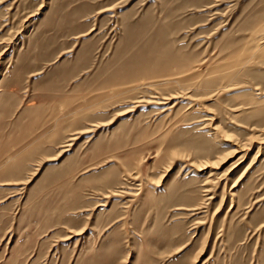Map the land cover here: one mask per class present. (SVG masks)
Masks as SVG:
<instances>
[{"label": "rangeland", "instance_id": "374dc122", "mask_svg": "<svg viewBox=\"0 0 264 264\" xmlns=\"http://www.w3.org/2000/svg\"><path fill=\"white\" fill-rule=\"evenodd\" d=\"M0 264H264V0H0Z\"/></svg>", "mask_w": 264, "mask_h": 264}, {"label": "bare ground", "instance_id": "6f19581e", "mask_svg": "<svg viewBox=\"0 0 264 264\" xmlns=\"http://www.w3.org/2000/svg\"><path fill=\"white\" fill-rule=\"evenodd\" d=\"M166 100H167V99H166ZM171 100H172V99H171ZM237 153H238V152H237ZM237 153H236V154H237ZM225 161H226V160H225ZM16 184H17V183H16ZM5 185H8V184H5Z\"/></svg>", "mask_w": 264, "mask_h": 264}]
</instances>
